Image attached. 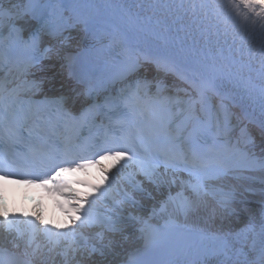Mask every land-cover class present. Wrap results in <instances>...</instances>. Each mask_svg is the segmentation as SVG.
I'll return each instance as SVG.
<instances>
[{"label": "snow or ice", "instance_id": "snow-or-ice-1", "mask_svg": "<svg viewBox=\"0 0 264 264\" xmlns=\"http://www.w3.org/2000/svg\"><path fill=\"white\" fill-rule=\"evenodd\" d=\"M173 2L176 9H183L184 0ZM40 3L41 0H25L27 7L15 12L0 7V31L14 18L10 30L24 39V26L30 24L31 42L39 47L40 39L63 22V9L58 7L60 0H55V6L50 7L46 15L37 8ZM47 3L52 4L53 0ZM162 6L168 8L169 4ZM182 20L183 15H175L172 23L175 25ZM48 50L50 48L46 47L45 51ZM30 66L25 65L22 71L26 72ZM165 67L174 68V65L165 62ZM3 68L4 61L0 58V72ZM67 68L84 88L85 99L79 106H68L63 96L45 94L35 81L26 77L16 84L0 77V177L37 185L52 193L49 185L74 177L73 173L78 170L100 169L99 161H113L106 167L105 182L92 193L82 194L84 203L78 210L80 216L74 221L78 224L85 219L91 201L101 197L107 200L105 193L112 174L136 158L135 144L143 145L146 138L171 142L180 138L178 132L173 134L171 130L179 101L137 77L138 66L121 63L106 54L81 56L78 63L75 58H68ZM206 127L218 137L219 126ZM204 130L194 129L193 135H202ZM113 139L121 143L116 147H98ZM3 200L0 195V216L7 221L9 212ZM33 216L41 224L48 223L39 210L34 211ZM28 223L34 225V221ZM141 230L151 233L152 226L145 221ZM128 264H135L134 256Z\"/></svg>", "mask_w": 264, "mask_h": 264}, {"label": "bare ground", "instance_id": "bare-ground-1", "mask_svg": "<svg viewBox=\"0 0 264 264\" xmlns=\"http://www.w3.org/2000/svg\"><path fill=\"white\" fill-rule=\"evenodd\" d=\"M170 1L173 5L171 9L164 7L168 11L169 21H148V24L141 21L144 28L142 25L139 28L144 33L183 53L224 62L243 71H255L260 67L264 70V0H184L187 5L183 9H176L173 0H167ZM175 15H183V20L174 25L172 20ZM137 17L141 16L138 14ZM81 37L58 48L49 65L39 72L42 79L68 83L70 72L67 60L75 58L80 51ZM144 41L149 42L147 37ZM250 45L255 49H249ZM247 55L249 58L243 59ZM256 77L264 84L263 71ZM223 93L217 100L236 99L246 107L248 113L264 123V116L252 106L249 101L251 98L242 97L229 87H225ZM245 124L255 123L245 118L242 125ZM226 190L222 198H227V203H220L207 196L194 194L183 181H175L174 185L170 182L167 186L151 189L150 197H144L147 205L141 212L145 218L146 215L166 214V219L176 218L183 224L224 238L228 243L226 252L229 257L221 264H264V170L240 173L227 182ZM3 233V242L13 247L20 246L19 240H13L7 232ZM131 233L133 235L134 232ZM130 238L118 237V249L130 248V243H125ZM44 244L46 249L41 255L34 248L28 247L31 260L41 263L45 259L49 264H65L66 258L55 254L51 243ZM61 249L65 250L63 245L57 246L58 251ZM69 257V264H97L99 259L95 256L78 257L77 254Z\"/></svg>", "mask_w": 264, "mask_h": 264}]
</instances>
